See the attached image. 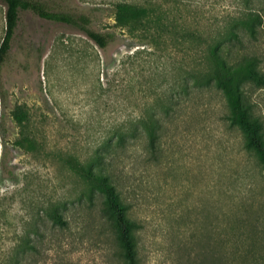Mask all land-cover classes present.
Returning a JSON list of instances; mask_svg holds the SVG:
<instances>
[{
	"label": "rangeland",
	"instance_id": "rangeland-1",
	"mask_svg": "<svg viewBox=\"0 0 264 264\" xmlns=\"http://www.w3.org/2000/svg\"><path fill=\"white\" fill-rule=\"evenodd\" d=\"M42 1L87 17L89 29L114 39L101 49L76 27L30 11L19 15L0 73L7 93L0 125L11 141L20 131L33 137L36 149L7 146L5 167L14 174L2 186L12 192L8 230L47 204L64 205L67 222L66 229H49L36 264H122L99 201L79 203L90 189L83 169L95 167L96 153L117 130L166 112L156 162L142 141L113 161L138 225V264H264L259 168L228 125L221 94L194 86L211 68L209 46L242 13L244 0ZM120 3L147 7L149 16L116 27ZM4 12L0 3V43ZM246 47L261 56L264 72V30ZM251 99L264 120V88L252 90ZM16 106L29 115L24 128L9 118Z\"/></svg>",
	"mask_w": 264,
	"mask_h": 264
},
{
	"label": "trees",
	"instance_id": "trees-1",
	"mask_svg": "<svg viewBox=\"0 0 264 264\" xmlns=\"http://www.w3.org/2000/svg\"><path fill=\"white\" fill-rule=\"evenodd\" d=\"M5 6L4 35L0 43V73L5 66L12 48V41L19 23V15L30 11L37 17L64 23L80 29L99 48L104 49L113 41L112 33L101 34L88 28L89 20L83 15L54 10L42 0H0ZM149 16L147 7L117 4L114 9L116 27L138 24ZM264 30V0H244L242 13L228 23L221 39L209 46L208 56L211 68L203 83L196 81L195 88H212L218 91L226 107L225 119L228 125L238 130L242 148L251 155L259 168L264 191V120L257 114L251 99V91L264 88L262 58L255 51L248 50L247 44L254 45ZM7 93L0 83V103L6 101ZM150 113L146 119L132 122L126 131L117 130L106 148L96 153L95 167L86 166L82 178L89 184L82 201L91 205L100 203L99 214L109 226L114 243V257L122 264H138V225L131 217L130 207L118 189L114 175L113 161L129 146L142 141L149 161L156 162L160 156L159 141L164 119ZM11 122L21 128L29 121L27 111L16 106L9 112ZM8 130L0 125V264H36L49 229H66L63 217L64 205L47 204L34 214L26 212L21 221L12 227L11 190L2 189L5 181L14 174L5 167L7 146L30 152L36 149V141L23 131L13 141L7 138ZM93 164V165H94ZM8 191V192H6ZM10 234L11 238L7 235Z\"/></svg>",
	"mask_w": 264,
	"mask_h": 264
}]
</instances>
